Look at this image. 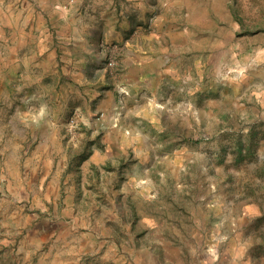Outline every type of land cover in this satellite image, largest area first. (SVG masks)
I'll return each instance as SVG.
<instances>
[{
	"label": "rangeland",
	"instance_id": "rangeland-1",
	"mask_svg": "<svg viewBox=\"0 0 264 264\" xmlns=\"http://www.w3.org/2000/svg\"><path fill=\"white\" fill-rule=\"evenodd\" d=\"M17 1L0 0V264H264V0H34L19 59Z\"/></svg>",
	"mask_w": 264,
	"mask_h": 264
},
{
	"label": "crops",
	"instance_id": "crops-1",
	"mask_svg": "<svg viewBox=\"0 0 264 264\" xmlns=\"http://www.w3.org/2000/svg\"><path fill=\"white\" fill-rule=\"evenodd\" d=\"M50 1H51V3H53L52 0H50ZM8 4L6 5V7H7L6 11H8L12 7L11 4L10 5H8ZM25 7H27L28 11H32L33 12V10L35 8H38L39 6L38 5L35 6V1L34 0H18L16 2V10L20 11V16L16 19V23H17L16 27H18L17 30H16V33L19 35L18 41L20 39L21 40L23 39V41H24V43H22L23 44L22 47H20V48L17 47V49L16 48L14 49L16 51L15 53H16L17 59H19L20 57H22L24 55L26 56V52H25L26 45L28 44V41L33 42V39L35 37L34 31H37V29H35L36 19H31V18L29 19V18L21 17L23 11H25ZM0 17L2 19V16H0ZM5 17L7 18V15H5ZM37 21H41V20H37ZM90 29L92 30V28H90ZM47 31H48V29L42 28L41 33L45 35V38H44L43 42L41 40L40 45L43 44V47H45V45L46 46L48 45L47 42H50L51 44L54 43V45H51V47L48 50H46L48 52L47 55H43L42 56V53L44 52V51H42V53L41 54H37L36 57L44 59V56H45L48 59H51V60L53 59V63H51V62H49V63H51L53 65H56L57 64L58 54L60 53V48L62 46L60 45L61 46L60 47L58 44H55V41H54L55 37L53 38V34L54 33H52V35H50V34H47ZM53 32L56 33V38H62V39L66 38V35L63 33L62 30H56V31H53ZM74 33H73V39L75 40L77 37L75 36ZM91 34H94L93 31H91ZM91 34H90V36H91ZM18 41H16V45H18L17 44ZM74 52H76V50H73V56L75 57L77 55H75ZM80 71L81 72L73 73L71 78L69 77V80L71 82H73V84H75V86L73 87L68 82L70 87H71V91H73L74 93H75V91L77 92V90H78L76 85H78V87H79V85H89V86H91L93 84V81H91L92 78H91L90 73L87 72L86 70H80ZM55 72L57 73V70H55ZM102 79H104V78H102ZM99 81L100 80L98 79V82ZM43 127H44L43 125L40 126V128H43ZM29 129H30V131H28V133H30L33 138H37L38 129L37 128H29ZM42 143H44V141L43 142L37 141V144L35 145L36 150L40 147V145ZM45 149H46V152H49V146L47 144L45 145ZM35 157H36V155H34V157H33L34 163L36 164L35 166H40V165H38V163L41 162L40 158H39V160H37Z\"/></svg>",
	"mask_w": 264,
	"mask_h": 264
}]
</instances>
